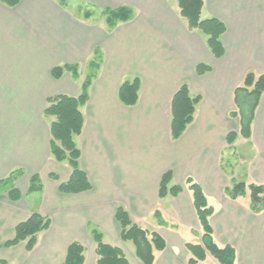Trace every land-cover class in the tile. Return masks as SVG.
I'll list each match as a JSON object with an SVG mask.
<instances>
[{
	"label": "crops",
	"instance_id": "1",
	"mask_svg": "<svg viewBox=\"0 0 264 264\" xmlns=\"http://www.w3.org/2000/svg\"><path fill=\"white\" fill-rule=\"evenodd\" d=\"M78 1L85 6L104 9V13L99 16L101 22L95 23L90 10L82 11L69 0L65 3L20 0L14 7L0 2V49L15 51L12 60L5 59L10 57L0 58V179L8 177L14 170L22 172L15 186L19 193L17 199L9 196L7 191L5 193L4 188L0 191V259L5 260L6 264H41V255L32 256L40 248L48 258L56 257L57 262L62 259L63 264L68 244L76 241L83 246V254L87 244L90 245L91 261L88 263L96 264L95 244L87 231L91 225L97 226L104 242L107 236L112 240L109 244L122 249L120 226L114 218L115 208L121 204L135 223L142 227L143 223H150L165 239L166 247L155 252L153 264H187L190 254L185 244L200 243L202 234L190 192L185 186V179L192 177L213 206L209 223L214 242L234 249V264H264V211L252 213L246 196L232 200L224 194V188L238 177V173L235 175L233 172L231 160L235 155L233 150L236 143L241 140L246 143L248 152H240V174L247 184H264V93L254 111L249 137L238 135L233 143L226 142L229 132L239 131L238 118L229 115L234 110V89L247 70L255 74L264 73V0H203L201 15L204 13V18L213 17L225 25V32L221 35L224 53L221 57H214L205 40L204 46L197 45L195 49L181 43L178 45V49L183 52H202V60L197 57L195 60L206 61L211 68L205 74L193 76L190 80L193 89L191 82L187 83L189 93L201 97L192 122L178 139L172 140L169 135V116L166 132H156L153 142H146V149L140 152V156L143 154L144 157L132 164L130 173L134 175L125 182L121 178L120 166L115 165L113 170L103 166V169L101 166L96 168V157L87 154L89 146L80 144L79 165L86 173L91 188L80 193H61L58 186L68 179L71 169L66 161L59 162L50 157L49 124L43 120V110L48 97L58 94L77 96L86 75L80 79L78 70L77 76L64 70L59 78H55L51 70L55 66L84 65L95 56V51H104V44L96 42L95 38L99 35V39H105L106 9L127 6L140 12V16L131 13L129 20L137 19L138 23L123 32L128 31L130 40L134 35L146 36L144 46L139 48L136 44L132 45L136 48L132 59L134 56L141 57L144 51L145 59H137L133 66H148L146 73L149 75H154V62L160 61L169 66L172 62L165 52L155 56L148 54L157 52V39L152 36H171L174 39L166 44L176 46L178 39L172 32L179 33L174 29H181L177 25V0L173 4L166 0ZM74 10L82 15L74 13ZM152 22L159 23L155 31L143 27V24ZM184 33L181 31L179 34ZM189 38L194 40L191 36ZM95 77L96 71L88 89V100L81 108L92 100V89L97 80ZM171 79H165V82L171 85ZM43 80L47 85H43ZM139 80L138 98L133 106L119 102V85L116 87L113 96L122 108H134L140 103L144 85L142 77ZM176 90L168 97L169 115L170 100ZM149 107L155 112L156 107ZM78 137H75V143ZM167 170L172 172L171 184L179 185L181 191L177 196L159 198V179ZM33 174L39 175L42 190L39 191L37 205L31 208L24 197L29 177ZM50 174H54L57 179L51 178ZM23 177H26V181L20 183ZM49 183H52L50 187L47 186ZM47 204L50 209H46ZM154 210L160 211L163 225H158L151 218ZM32 212L50 218L48 229L38 234L35 247L26 251L22 247L24 242L4 247V242L14 235V226ZM192 230L196 232L194 237L190 236ZM123 243L131 245L134 251L130 242ZM26 258L31 260L30 263L25 262ZM209 261L219 264L208 253L205 260L198 264H207ZM133 263L138 264L135 261Z\"/></svg>",
	"mask_w": 264,
	"mask_h": 264
},
{
	"label": "trees",
	"instance_id": "2",
	"mask_svg": "<svg viewBox=\"0 0 264 264\" xmlns=\"http://www.w3.org/2000/svg\"><path fill=\"white\" fill-rule=\"evenodd\" d=\"M20 0H0L1 3L13 7ZM179 15L186 21L190 30H196L204 36L205 44L214 57H221L224 53L221 35L225 32V25L222 21L210 17L201 18L203 0H177ZM105 22L109 29L116 26L118 22H124L131 18V9L121 6L114 9L105 10ZM95 51V55H96ZM89 71L81 83V90L77 96L58 94L46 99V106L43 116L49 120L50 153L52 157L59 161H66L71 171L68 179L59 184L58 190L61 193H80L91 188V184L86 173L80 168V149L75 143V137L81 134L84 118L81 107L88 100V89L91 84L98 64L94 58L89 62ZM69 71L73 76H77L78 66L63 65L55 66L51 70V75L59 78L63 71ZM197 75H202L211 70L210 66L198 63L195 68ZM140 80L135 77L133 80H124L118 87V100L126 106H133L137 102ZM264 93V73L255 74L252 70H247L241 83L233 91L234 110L230 112L231 117L239 120L238 133L231 131L226 136V142L231 144L236 137L248 138L253 120L254 111ZM201 97L191 95L186 83H182L174 92L170 100V122L169 135L172 140L178 139L185 131L194 116L195 108ZM20 170H14L11 174L0 179V189L6 188L12 183L13 175H21ZM57 179L54 174L49 175ZM172 172L167 170L162 173L158 183V197L167 195L177 196L181 187L171 184ZM185 186L190 192L193 208L201 228V241L198 244L186 243L185 247L190 256L187 264H198L205 260L206 254L213 256L219 264H234L235 251L229 245L219 246L212 237V228L209 217L213 214V206L203 192L201 186L192 178L185 179ZM42 190V183L38 174L29 177L27 193L39 192ZM9 196L18 198L19 193L15 186L8 189ZM224 194L229 199L235 200L247 197L248 207L252 213L258 214L264 211V184L245 183L244 181H232L224 188ZM153 219L158 225H163L164 220L159 210L152 213ZM114 218L120 226V239L123 242H130L134 248V255L141 264H153L155 252L165 249V239L155 230H149L135 223L129 212L118 204L114 211ZM50 225V218L38 212H32L25 220L14 226V235L4 242V247H12L20 242H24L26 251H31L37 243L38 234L47 230ZM89 234L95 244L96 264H130L123 250L103 241L102 232L95 225L89 227ZM83 246L73 241L66 248L63 264H83ZM0 264H6L0 259Z\"/></svg>",
	"mask_w": 264,
	"mask_h": 264
},
{
	"label": "rangeland",
	"instance_id": "3",
	"mask_svg": "<svg viewBox=\"0 0 264 264\" xmlns=\"http://www.w3.org/2000/svg\"><path fill=\"white\" fill-rule=\"evenodd\" d=\"M54 1H57L59 3H65L66 0H54ZM166 1L173 4L176 0H166ZM69 2L73 4L75 7H80L82 11L90 10L92 12L93 17H95L93 21H95V23L101 22L102 19L100 20L99 16H101V14L104 13L103 12L104 9L94 6L93 7L85 6L82 3H80L78 0H69ZM68 6L71 7V5L69 4ZM74 13L82 15L81 12H79L78 10H74ZM131 13L133 16H135V14H138L140 16V12L137 13L132 9H131ZM204 17L206 16L204 13H202L201 18ZM118 23L116 24V26L118 25V27L115 26L112 29H109L107 28V26H105L106 36L104 40L99 39V35L97 37L95 36L96 42L99 41L102 43V45L104 44L105 49L104 51L102 50V52L98 51V53L95 55V61L98 64V68L96 70L97 80L95 81V85L93 86L92 89V100L90 101V104L86 105L84 108H81L84 118V124L81 134L78 137V142L76 139V143L78 145V148L80 144L89 146L87 149L88 150L87 154L89 156L94 155L96 157V159H94L96 161L95 162L96 168H99L98 166H101L102 168L103 166L104 168H109L113 170L115 165L120 166L121 178H123L125 182L128 180V178L129 179L131 178L130 177L131 175H134L133 173H130L132 164L136 160H140L142 157H144L143 154L140 156V152H143L146 149L145 148L146 142L150 141L152 143L153 137H155L156 132H160L161 134H164L166 132V127L170 116L168 97L171 95L172 91L174 89H178V87L182 83L189 84L192 81L191 79H193V76L196 74L194 73L195 66L198 63L207 64V62L206 61L197 62V60H195L196 59L195 57H197L200 61L202 60L200 59L202 58L200 57L203 54L202 52H200V54H197L195 50L192 51L189 50L190 52L189 51L183 52L180 49H178L179 43L187 47L193 46L194 49L196 48L195 46L197 45L204 46L203 44L204 38L201 36V34L198 31L188 29L186 21L179 15V11H178L177 25L179 26V29L180 28L181 29L178 30L176 28L174 30L179 31V33L181 31H184L185 35L172 32V34H174V36H176L178 39V43L176 44V46L173 44H169V45L166 44L167 42H170L169 41L170 39H174L171 36H170L171 38L168 35L163 36L162 34H154L152 36V38L155 37L157 39L156 41L157 52H148V54L150 56L151 55L155 56L157 54L161 55V52H165L166 53L165 55L169 56L168 59H171L172 61L170 63V66L169 64L165 65L160 61L154 62V65L152 66V71L154 75H149V73H146L148 71L147 70L148 66L146 67L133 66L136 64L137 59H145V55H144L145 53L143 51V55L141 57L136 58V56H134V59H132L133 54L134 55L136 54L135 52L136 48H133L132 45L136 44L139 48L144 46L146 41V36L144 34H138V35H134L135 37L133 36V39L130 40L128 31L127 32H123V31L126 29L128 30V28L133 26V24L135 23L137 24L138 23L137 19L128 20L121 24ZM158 24L159 23L157 22H152L148 24L146 23V25L143 24V27L155 31L156 29L154 28L158 26ZM199 35L203 38V42L201 40L202 38L199 37L200 39H198ZM189 36L194 38L195 41L191 40ZM14 52L15 51L1 48L0 58L10 57L5 59L12 60L11 58L14 57L15 55ZM6 54L8 55L5 56ZM92 58L94 57L92 56L90 60H92ZM89 61L88 62L86 61L84 65L81 64L80 66L78 65V71L80 74L83 75L82 77L79 74L80 79L84 78L87 72L91 71L90 66L88 64ZM135 77H140V78L142 77V81L144 85V93L140 97V103H138V105H136V107L134 108H129V109L124 107L122 108L118 104V102H116L117 100L114 99L113 93H115L116 87H118V85H120L124 80H133ZM165 79L167 80L171 79L172 80V81L170 80L171 85L165 82ZM191 83L190 85L193 89L194 86L193 83L192 84ZM43 85H47L46 81L44 80H43ZM168 90H170V92H168ZM107 92L109 94H107ZM29 101L30 100H28L27 107L30 106ZM151 105L152 107H156L155 112L158 111L157 113H155L149 107ZM97 107H99V109H97ZM43 120L47 125L49 124L50 119L48 120L43 116ZM93 144H94V148H93ZM148 150L151 151V148H148ZM233 151H235V155H233L231 163L233 164L232 167L234 168L233 172L235 175L236 173H238V177L236 179H233L232 181L245 182L246 181L245 178H243L242 174H240L241 173L240 152H245V154H247L248 149L246 143H244V141L242 140L241 142L238 141ZM50 157H52V155ZM18 178L19 176L17 174L13 175L12 183L6 188H4V190L1 188L0 191L3 190L4 192L5 191L8 192L7 188L10 189L12 188V186L17 185ZM24 178L26 177L21 178L22 180H20V183L26 181ZM50 184L52 183L47 184V186L50 187ZM24 198L26 202L29 204V207L33 208L35 207V205H37L39 201L40 192L34 191L31 193H27ZM49 202L50 201H47V203ZM46 209H50L48 204ZM151 218L153 219L152 216ZM143 227L149 230L157 231L156 227L153 226L152 228L150 223L149 224L143 223ZM195 233L196 232L192 230L190 232V236L194 237L196 235ZM87 234L90 236L89 231H87ZM110 241L112 240H110L106 236V242L112 243ZM22 247L24 249V246ZM121 247L124 253H127L126 256L129 258L130 264H134L133 263L134 261L139 264V261L134 256V251L131 245L124 244L122 242ZM39 249L40 248H37L36 253H34L32 256L36 255V257H38L41 255L42 257L41 264L62 263V259H60L59 262H57L56 257L48 258L46 253H44L43 250H39ZM25 256L28 257V255ZM84 256H85L84 264L86 263V261H87L86 264H89L88 262L91 261V259H90V245L88 244L86 246ZM30 261L31 260L30 259L27 260V258L25 260L26 263H30ZM207 264H213V262L209 261Z\"/></svg>",
	"mask_w": 264,
	"mask_h": 264
}]
</instances>
